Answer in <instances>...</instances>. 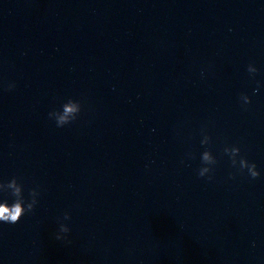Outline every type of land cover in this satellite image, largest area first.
I'll return each instance as SVG.
<instances>
[{"label": "clouds", "instance_id": "clouds-1", "mask_svg": "<svg viewBox=\"0 0 264 264\" xmlns=\"http://www.w3.org/2000/svg\"><path fill=\"white\" fill-rule=\"evenodd\" d=\"M250 73H255L257 69L251 65L248 67ZM256 90H254L255 92ZM241 99L244 104L251 103L250 97L246 94H242ZM81 106L79 102L74 100H69L67 103L63 104L62 111H56L49 113L50 117H54L56 125L58 127H63L66 124L71 123L77 118V114L80 112ZM208 143V137L202 141V144ZM225 153L229 154L232 157V164L235 166L237 164L236 156L239 154L240 149L238 147L225 148ZM202 162L205 165H213L216 163L215 158L212 156L210 151H204L202 154ZM239 167L241 170L247 169L252 179L259 177L260 173L257 171L255 163H249L245 158L241 157L239 160ZM211 169L209 167H202L199 169L198 175L204 177L209 173ZM211 179V176L208 177ZM0 189H11V194L15 197L14 201L9 204L7 200L0 202V223L5 224H17L21 218L28 212L34 210L35 205L37 204L36 197L38 192L33 189L30 193L32 199L30 202L25 204V200L22 194V185L18 184L16 178H13L7 184H0ZM64 219H70L69 215L66 213ZM70 231L67 225L61 224L59 233L57 234V239H64V236L61 234H66Z\"/></svg>", "mask_w": 264, "mask_h": 264}]
</instances>
